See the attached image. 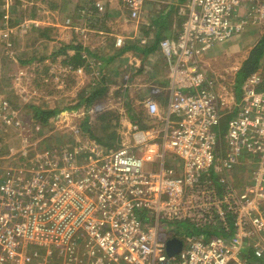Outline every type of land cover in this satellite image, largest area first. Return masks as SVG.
<instances>
[{
  "label": "built area",
  "instance_id": "1",
  "mask_svg": "<svg viewBox=\"0 0 264 264\" xmlns=\"http://www.w3.org/2000/svg\"><path fill=\"white\" fill-rule=\"evenodd\" d=\"M147 1L123 0L136 24ZM180 12L182 31L158 45L167 107L152 96L142 101L149 128L134 123L130 142L88 158L30 155L36 141L22 128L26 156L0 158V264H54L55 254L76 264L72 253L88 244L91 258L98 246L115 264H264L263 77L232 86L229 105L201 60L262 24L264 0H188ZM134 30L116 45L131 38L147 47L150 39ZM243 168L240 189L232 176ZM173 238L183 244L171 255Z\"/></svg>",
  "mask_w": 264,
  "mask_h": 264
},
{
  "label": "crops",
  "instance_id": "2",
  "mask_svg": "<svg viewBox=\"0 0 264 264\" xmlns=\"http://www.w3.org/2000/svg\"><path fill=\"white\" fill-rule=\"evenodd\" d=\"M89 1L90 0H83L80 3L83 4ZM150 1L151 0H148L146 4ZM152 1L151 4H153ZM99 3H102V6L104 5L102 9L105 8V12L101 13L104 21L94 26L93 30L89 29V27H92L89 24L90 20L84 22L83 17L98 13L95 8V3L92 4L93 7L91 6L92 10L90 7L86 9L85 6H82L79 16L68 14L66 18H62L57 22H55V18H53L55 9L48 5L47 2L46 7L50 15V21L45 22L44 19H41L36 9H29L25 11V14L19 11L18 16L13 18H9L10 14L7 13L6 16H8V18H5L0 25V34L2 31H6L7 35H0V39H4L8 43L4 41L0 42V45H4L6 50H8L13 47V42L14 44L16 41H19V43H26L29 37H31L33 44H35V42L43 43V46L38 52L33 53L32 56L30 53L27 57H20L19 60H17L19 64H12L11 68H15L16 73H18L23 69L28 70L29 67L40 66V68H45L46 74L49 73V75L52 76L53 73L57 72L55 67H58V72L61 76H63V73L66 74V76L71 74L73 77H76V79H79L83 76L84 71L94 66L97 69L95 71L96 79L92 81L91 86L94 87L95 84L100 86V81H106L104 78L99 81V76L101 74L100 70L103 68L102 66H104V61L108 59L109 62H114L116 60L120 61L121 59L123 64H126L128 67L121 69V80L117 84L122 88L124 94L127 96L129 93H132V96L140 101L141 99L143 100L152 96L158 100L159 104L165 109L169 96L168 69L166 67L165 57H163L162 53L155 47L157 46L158 48L159 42L166 37L177 38L183 29L186 14H182L177 9L176 5L179 4L178 0H155V4L149 7V9H146L145 5L138 24H136L135 20L130 18V11L126 10L123 0H100ZM159 3H163L164 5L158 6L160 5ZM158 9L160 11H158ZM146 12L150 13L151 16L149 17L148 14L146 16ZM159 16H169L172 18L168 28H160L159 25H157L154 19H157ZM71 18L76 19L73 25L68 23V20ZM11 19H17L19 22L10 24L12 21ZM255 26L257 27L255 28ZM134 29L137 30L136 35L142 34L150 39V43L147 47L140 46L137 43L132 45L131 41L134 39L131 38H125V44L122 47L116 45V36H124L126 33H130L129 35L134 36ZM75 33L77 37H75ZM22 35L26 41L21 40ZM263 35L264 23L253 25L249 29L247 28L238 37L217 44L207 52L205 56L201 57L202 62L210 69L209 71L213 73V76L219 78L216 88L222 96L227 95V99L230 101L229 105H232L231 101L233 99L232 94H230L231 87L235 86L237 89L240 87L237 86L239 72L245 60L248 58L253 48L259 43ZM27 46L32 48L33 45L29 42ZM33 63H36V65H32ZM218 63L219 67L217 66ZM223 67L225 68L223 69ZM52 69H55V71L53 72ZM261 71L264 72L263 69ZM49 75L47 74L48 77H50ZM62 80L63 79L60 78V82ZM167 81L168 85L166 86ZM79 82L80 81H78V83ZM157 87H160V90L154 91ZM94 88H92L90 92L97 91V89L93 90ZM259 88L264 90V77L263 83ZM116 93L117 96L120 94V92L117 91ZM5 98L3 102L8 99L10 105L14 103L11 98L7 96ZM122 98L119 95L118 99L121 100ZM49 110L58 111L59 109L52 107L49 108ZM81 110H84L85 113L83 114H86L88 108L82 107ZM92 111H94V113L96 112L94 107ZM106 111L107 109H105L104 112ZM104 112L101 113L103 114ZM117 112L121 115L125 114V110L123 112ZM141 112L142 111H140L138 116L140 117V115H142L141 118L144 119L143 117L146 115L144 114L145 111H143V114H141ZM138 116L133 117V119L138 118ZM229 116L230 114L228 117ZM133 122L135 123L134 120ZM42 127L44 128V125ZM42 129L41 132H43ZM129 133L125 136L126 138L120 136L117 139L122 138L123 143L130 142L131 135H129ZM91 154L94 155L93 152H91ZM243 170L245 169H241L232 176L233 184L240 189L247 183L246 174Z\"/></svg>",
  "mask_w": 264,
  "mask_h": 264
},
{
  "label": "rangeland",
  "instance_id": "3",
  "mask_svg": "<svg viewBox=\"0 0 264 264\" xmlns=\"http://www.w3.org/2000/svg\"><path fill=\"white\" fill-rule=\"evenodd\" d=\"M82 1L23 0L19 7L22 9V13L29 9H36L40 18L46 22L50 21V15L46 7L47 2L48 5L55 9L53 18L57 22L62 18H66L68 14L79 16L82 6L88 9L91 6L93 7L92 4L95 3L98 13L83 17L84 22L90 20L89 24L92 27H89V29L93 30L94 26L104 21L101 14L105 12V8L102 9L104 5L102 6V3H99L100 0H90L87 3L81 4L80 2ZM151 1L146 4V9L155 4V0L152 1L153 4H151ZM159 4L158 6L164 5L163 3ZM11 5L9 0L5 4L7 8H10ZM179 6L180 4L176 5L178 10ZM158 11L160 10L158 9ZM147 12L146 16L148 14L150 17L151 14ZM74 20L76 21L75 18H71L68 20V23L73 25ZM0 35L5 36L7 32L2 31ZM24 36L22 35L21 40L26 41ZM75 37H77L76 33ZM29 42L33 45L32 48L27 46ZM131 44H136L135 40H132ZM42 46V42H35L33 44L31 37L28 38L26 43L16 41L14 44L13 42V49L6 50L4 45H0V158L26 156L22 148V144H25L21 135L22 128L28 132L32 141H36L31 146V149L36 150L30 153V155H36V151L41 150L48 151L50 155L56 156L63 150V153L78 152L79 155L88 158L91 152L103 154L120 148L122 146V138H117L120 136L126 138L125 136L129 133V130V135H131V127L134 124L133 117H137L140 111L143 114L144 111L142 99L141 101L135 99L132 93H129L130 96H126L122 88L117 85L121 80V69L128 68L126 64H123L121 59L114 62H109L106 59L99 76V81L102 78L106 79V81H100V86L95 84V88L91 87L92 81L96 79L95 71L97 69L94 66L84 71L83 76L81 75L82 77L79 79H76L71 74L66 76L63 73V76H61L58 72V67H55L57 72L53 73L52 76L47 73L50 77L45 73V68H40V66H37L38 68L36 66L29 67L28 70L23 69L18 73H16L15 68H11L12 64H19L17 60L20 57H27L30 53L32 56ZM32 65H36V63ZM217 66L219 67V63ZM55 69H52L53 72ZM260 75L264 77V72L261 71ZM60 78L63 79L61 82ZM78 81L80 82L78 83ZM167 85L168 81L166 82ZM92 88H94L93 90L97 89L95 92L100 94L94 99L91 98L95 93L90 92ZM116 91L120 92L121 98L123 97L121 100L118 99L119 95L117 96ZM6 96L14 101L12 104L16 106L15 109L9 104L8 99L3 102ZM234 101L232 100L231 103ZM97 103L102 104L107 111L103 114H95L92 108ZM34 107L41 109L56 107L59 109L49 117L48 123L42 129L43 132L33 129L32 121L35 119L33 116ZM82 107L88 108L86 114H83L85 111L81 110ZM124 110L125 114L122 115L117 112H123ZM224 120L225 122L222 123V126L226 128L229 119L225 116ZM143 122L149 125L147 121L143 120ZM140 127L143 128V125ZM246 166L249 167V163L244 165L245 168ZM90 247L91 245L88 244L86 247H82L80 250L72 253L78 256L76 264H115L98 246H95L94 258H91L88 251ZM67 257L71 258V254H68ZM50 258L54 264H62L61 260L56 257V254L50 256ZM68 263H74V261L69 260Z\"/></svg>",
  "mask_w": 264,
  "mask_h": 264
},
{
  "label": "trees",
  "instance_id": "4",
  "mask_svg": "<svg viewBox=\"0 0 264 264\" xmlns=\"http://www.w3.org/2000/svg\"><path fill=\"white\" fill-rule=\"evenodd\" d=\"M7 1L8 0H0V25L3 23L5 18H8V16H6L7 13L10 14L9 18H13V17L18 16L19 11H22V9H20L19 6L23 2V0H9L12 4L10 8H7V6H5ZM187 1L188 0H178L180 6L186 3ZM23 13L25 14V12ZM171 19L172 18H170L169 16H159L157 19H154V20L156 21L157 25H159L160 28L162 27L168 28L171 22ZM11 20L12 21L10 22V24H15L19 22V20L17 19H11ZM4 41L5 43H8L6 40L0 39V42H4ZM155 48L158 49L157 46ZM262 69L264 70V35L259 41V43L253 48L248 58L245 60V63L241 71L239 72L237 86H240L242 83H244L248 79V77H250L252 74L256 72H259V70H262ZM98 95L100 94L95 92L91 98L94 99ZM34 109H35L34 115H33L34 118L37 119V122L43 125H46L49 121V117L55 111H57V110L41 109L38 107H34ZM133 120L135 121V123L140 124V126L143 125V128L150 127L149 125L144 124L143 119L141 117L135 118ZM223 122H225V120H223ZM147 123L150 124V122H147Z\"/></svg>",
  "mask_w": 264,
  "mask_h": 264
},
{
  "label": "water",
  "instance_id": "5",
  "mask_svg": "<svg viewBox=\"0 0 264 264\" xmlns=\"http://www.w3.org/2000/svg\"><path fill=\"white\" fill-rule=\"evenodd\" d=\"M182 241L178 238H173L168 242V251L169 254L173 255L175 253H177L178 251H180V249L182 248Z\"/></svg>",
  "mask_w": 264,
  "mask_h": 264
},
{
  "label": "clouds",
  "instance_id": "6",
  "mask_svg": "<svg viewBox=\"0 0 264 264\" xmlns=\"http://www.w3.org/2000/svg\"><path fill=\"white\" fill-rule=\"evenodd\" d=\"M184 4H185V3H184ZM184 4H183V5H184ZM145 5H146V3H145ZM145 5H144V7H145ZM179 7H180V8H179V12H180V11H181V6H179ZM248 29H249V28H248ZM243 32H244V31H243ZM158 50H159V49H158ZM260 73H261V72H260ZM11 106L15 109L14 105L11 104ZM19 117H20V116H19ZM147 122H149V121H147ZM32 123H33V124H39V125H41V127L43 126V124L37 122V120H35V119L32 121ZM42 128H43V127H42ZM42 128H41V129H42Z\"/></svg>",
  "mask_w": 264,
  "mask_h": 264
}]
</instances>
